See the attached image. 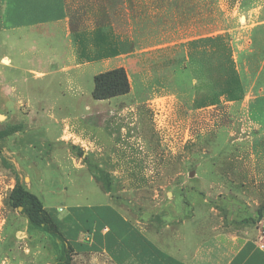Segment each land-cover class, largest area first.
<instances>
[{"label":"rangeland","instance_id":"obj_1","mask_svg":"<svg viewBox=\"0 0 264 264\" xmlns=\"http://www.w3.org/2000/svg\"><path fill=\"white\" fill-rule=\"evenodd\" d=\"M253 1L96 0L104 13L97 24L124 34L132 18L143 33L123 63L131 94L105 104L91 89L85 105L65 101L72 107L52 116L17 110L1 61L0 133H14L0 138L7 176L0 255L13 264H63L65 247L71 264H111L100 254L75 257L48 224L30 227L22 208L5 201L15 181L57 217L76 205L110 203L152 229L203 204L226 233L263 228L264 126L253 120H264V83L255 90L264 70V3ZM0 54L8 56L7 47ZM31 85L14 84L23 102Z\"/></svg>","mask_w":264,"mask_h":264},{"label":"crops","instance_id":"obj_2","mask_svg":"<svg viewBox=\"0 0 264 264\" xmlns=\"http://www.w3.org/2000/svg\"><path fill=\"white\" fill-rule=\"evenodd\" d=\"M85 4L88 7L81 8ZM1 10L0 50L7 47L8 56L0 54V63L8 62L11 107L52 116L56 110L72 107L65 101L81 100L79 105H85L93 77L117 68L125 70L130 84V65L123 63L130 64L129 56L142 44L139 37L143 33L135 32L139 20L129 18L130 32L124 34L113 24H97L104 13L98 11L96 0H0ZM18 80L32 84L25 86L24 102L15 92ZM128 94L131 91L95 101L105 104ZM5 179L0 166V185ZM210 210L199 204L189 217L178 222L164 220L152 229L110 203L76 205L59 217L49 214L65 242L75 252L85 251L74 254L78 258L100 254L111 264H264V226L238 235L226 233L223 226L214 225ZM4 224L2 219L0 230ZM0 264L13 263L0 255Z\"/></svg>","mask_w":264,"mask_h":264},{"label":"trees","instance_id":"obj_3","mask_svg":"<svg viewBox=\"0 0 264 264\" xmlns=\"http://www.w3.org/2000/svg\"><path fill=\"white\" fill-rule=\"evenodd\" d=\"M261 28V25L256 27V30ZM207 42H211L212 39L207 38ZM255 44V43H254ZM264 50V46H263ZM256 72L253 73V76ZM264 70L260 71L256 76L255 80V90L264 83ZM252 78V77H251ZM129 82L127 78V74L123 68L113 69L104 73L97 74L93 77V88L91 91V96L94 100H107L117 96L125 95L129 92ZM264 91V88H263ZM239 92L243 95L246 92L245 86H239ZM254 122L264 126V120H258L254 117ZM11 132L3 131L0 133V138H4L8 136ZM6 204L13 209L22 208L21 213L26 217L28 224L32 228H41L42 224L46 226L47 224L51 227V229L61 235L58 231L57 224L53 217L47 213L40 200L32 193L25 190L18 181H15L12 189L9 191L6 197ZM4 201V203H5ZM61 239H63L64 243L67 244L69 248V252H73L76 254L77 252H85V251H77L75 252L73 246L65 242L64 238L61 235ZM64 255L61 257L63 264H71L70 263V256L65 251V247L63 249Z\"/></svg>","mask_w":264,"mask_h":264}]
</instances>
